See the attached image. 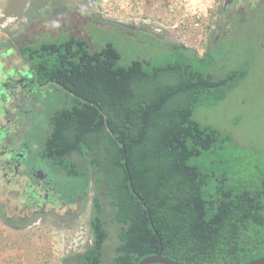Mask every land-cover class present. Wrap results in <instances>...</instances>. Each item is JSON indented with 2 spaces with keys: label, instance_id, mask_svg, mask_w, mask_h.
Returning a JSON list of instances; mask_svg holds the SVG:
<instances>
[{
  "label": "trees",
  "instance_id": "1",
  "mask_svg": "<svg viewBox=\"0 0 264 264\" xmlns=\"http://www.w3.org/2000/svg\"><path fill=\"white\" fill-rule=\"evenodd\" d=\"M235 4L229 6L230 25L241 16L253 21V13L264 25V0H251L241 10ZM44 5L39 10L46 14L44 19L30 18L52 26L57 35H42L55 38L68 32L69 36L37 45L39 35L24 45L18 43L15 49L28 65L15 72L18 78L30 79V88L39 87L43 95L62 93L66 106L49 118V135L38 150L26 137L36 123L26 118L36 114L34 91L28 112L13 118L11 126L18 144L27 141L32 160L40 157L46 163L35 161L33 167L47 171L50 166L61 176L84 181L82 193L72 200L54 185L53 197L44 201V217L59 214V208L86 204L94 172L93 244L66 264H103L109 239L104 201L121 226L114 264H140L160 254L183 264H246L263 258L264 153L239 144L231 132L195 119L199 106L222 102L250 66L215 79L208 71L213 52L200 54L156 34L151 35L170 47L168 54L124 65L113 43L92 51L85 39L87 23L121 25L75 14L61 0ZM253 41L264 45L257 37ZM12 69L3 71L9 77L2 81L6 85L13 82ZM15 124L22 126L15 130ZM24 126L27 131L22 135ZM79 196L84 199L78 200ZM31 205L29 220L13 218L1 209L0 213L8 225L25 228L42 216L32 213L37 210Z\"/></svg>",
  "mask_w": 264,
  "mask_h": 264
},
{
  "label": "rangeland",
  "instance_id": "2",
  "mask_svg": "<svg viewBox=\"0 0 264 264\" xmlns=\"http://www.w3.org/2000/svg\"><path fill=\"white\" fill-rule=\"evenodd\" d=\"M29 1L0 0V16H2L0 55L6 49H11L10 56L4 59L1 57L5 61L4 65L0 60V95L5 94L6 87L12 84V82L8 83L9 85L5 87L6 83L2 82L9 78L4 75V68L6 71H9L10 67L14 68L12 69L14 73L10 74L12 77L10 79L13 81L16 76L15 68L24 70V65H28L16 51L15 46L18 43L24 45L31 37L33 39L35 38L33 36L43 33L51 32L57 35L52 26L33 23L30 18L32 16L34 20L44 19L46 14L39 10H42L44 3L48 4L50 0H40L36 6L33 2L37 0H32L30 7ZM61 1L68 4L72 11L75 10V14L79 12L84 15L89 14L96 21H108L114 24H117L116 21L127 22L144 29L142 32L135 29L129 31L116 25L97 27L96 24L87 23L85 29L88 38L85 39L91 43L92 51L101 50L106 44L113 43L121 52L124 65H128L133 60H147L168 54L170 47L158 38L160 37L164 41L178 42L196 48L200 54L213 52L208 71L215 79L224 78L246 64L250 66L245 78L228 92L222 102L199 106L195 111V119L204 126H213L221 131L231 132L239 144L252 148L255 152L264 153V45L259 46L253 41V37H257L264 44V25L258 24L255 13L250 16L253 21L248 20L249 16H246V19L241 16L237 23L230 25L227 17L232 15L228 11L233 9L229 6L235 4L236 0H221L203 26L194 29L191 21L186 23L187 28H183L184 0ZM250 2L251 0H237L235 8L244 9ZM154 4L158 5V9L150 13L142 9L146 5L150 10ZM4 16H6L5 20ZM151 34H156L158 37ZM67 36L69 33L63 32L59 37L54 38L45 34L35 39L39 45L43 42L63 41ZM252 42H255V48ZM34 89L38 97L35 102L36 114H28L26 118L36 123L32 129L29 128L26 137L30 146L38 150L49 135V118L56 111L64 109L66 104L63 102V94L58 91H50L47 95H43L39 87ZM1 103L0 101V107ZM0 120L7 124L2 115ZM13 147L17 152V148L15 146L11 148ZM26 147V144L22 145L21 153H25L29 158V150ZM15 152L12 151L13 156ZM35 161L46 166L40 157L25 160L24 164L31 167ZM47 173L53 180V185L68 200L82 193L83 180L61 176L60 172L51 169L50 166L47 167ZM94 179V172L91 171V185L86 191L88 195L86 204L81 202L59 208V214L42 217V221L39 219L25 228L10 226L0 218V264H66L77 255L85 253L92 245L93 239L91 217L95 198ZM79 197L81 198L78 200L84 199L82 196ZM104 206L106 207L103 214L104 223L109 232V239L105 244L103 264H114L117 248L121 244L119 237L121 226L114 222V209L107 201H104ZM75 241L86 243L80 245L78 249L69 250L70 245H74Z\"/></svg>",
  "mask_w": 264,
  "mask_h": 264
},
{
  "label": "flooded vegetation",
  "instance_id": "3",
  "mask_svg": "<svg viewBox=\"0 0 264 264\" xmlns=\"http://www.w3.org/2000/svg\"><path fill=\"white\" fill-rule=\"evenodd\" d=\"M31 2L32 0L29 1V7L31 6ZM3 19L5 20L6 16H4ZM134 29L140 30L141 32L144 30H142V27L137 25H135ZM7 44L8 43H6V45ZM10 50L11 49H6L5 52L1 53L0 60H2L1 57L4 59L5 57L10 56ZM1 64L4 65L5 61L2 60ZM30 81L31 80L28 78H18L15 76L11 84L13 87H11L9 91L5 92V94L3 93L0 95V101L2 102L0 115L5 118L8 124H4V122L0 120V132H9L8 141L3 142L0 138V209L1 212H4L13 218L29 220V207L32 203L31 206L34 210H37L32 211V213H42V216H37L38 218L33 221L35 222L39 219L42 221L41 218L44 217L46 213L44 201H48L53 197V180L50 179V175L47 173L46 169L41 168L40 166L34 168V165L27 167L24 164L25 160H32L33 156H29L28 158L25 153H21L22 145L26 143L23 142L22 144H18L20 141L17 143V140H14L15 131L11 126V124L15 122V119L13 120V118H17L23 112H28L27 108L30 104V99H33V94L31 95V93L34 91L33 88H30ZM21 126L22 125L15 124L14 128L17 130ZM21 131L22 135H25L27 128L24 126ZM12 146L17 148V152H15L14 156L12 154L13 157H8V152L12 151ZM26 148L29 150V153H32L28 146ZM6 200L9 202L7 203ZM12 210H16V214L14 216L11 215ZM1 215L2 214L0 213V218L3 222H5Z\"/></svg>",
  "mask_w": 264,
  "mask_h": 264
},
{
  "label": "built area",
  "instance_id": "4",
  "mask_svg": "<svg viewBox=\"0 0 264 264\" xmlns=\"http://www.w3.org/2000/svg\"><path fill=\"white\" fill-rule=\"evenodd\" d=\"M221 0H184L183 3V22H190L194 29L201 28L205 21L209 19L213 10L220 4ZM2 16H0V22ZM69 250L78 249L80 245L86 242H74ZM93 244V239L91 240ZM66 249V248H64Z\"/></svg>",
  "mask_w": 264,
  "mask_h": 264
},
{
  "label": "water",
  "instance_id": "5",
  "mask_svg": "<svg viewBox=\"0 0 264 264\" xmlns=\"http://www.w3.org/2000/svg\"><path fill=\"white\" fill-rule=\"evenodd\" d=\"M115 23H117V24H119L121 26L127 27V28H132V29L135 28V25H130L127 22L116 21ZM5 86H7V85H5ZM0 138L2 139L3 142L8 141L9 133L7 131L0 132ZM12 151L15 152L16 149L13 147ZM12 151L8 152V157H13L12 156ZM155 263H161V264H183V263L174 261V260H172L170 258H167V257L163 256V254L156 255V256H150V257L144 259L140 264H155ZM246 264H264V257L260 258L258 260L252 261L250 263H246Z\"/></svg>",
  "mask_w": 264,
  "mask_h": 264
},
{
  "label": "crops",
  "instance_id": "6",
  "mask_svg": "<svg viewBox=\"0 0 264 264\" xmlns=\"http://www.w3.org/2000/svg\"><path fill=\"white\" fill-rule=\"evenodd\" d=\"M160 6H162V4H160ZM143 10L147 11L148 13H150V11H153V10H157L158 9V5L157 4H154L152 8H150V10L145 6H143L142 8Z\"/></svg>",
  "mask_w": 264,
  "mask_h": 264
},
{
  "label": "clouds",
  "instance_id": "7",
  "mask_svg": "<svg viewBox=\"0 0 264 264\" xmlns=\"http://www.w3.org/2000/svg\"><path fill=\"white\" fill-rule=\"evenodd\" d=\"M158 24V23H157Z\"/></svg>",
  "mask_w": 264,
  "mask_h": 264
}]
</instances>
